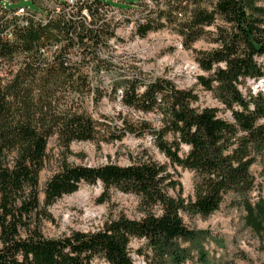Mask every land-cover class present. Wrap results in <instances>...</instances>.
<instances>
[{"label":"trees","instance_id":"1","mask_svg":"<svg viewBox=\"0 0 264 264\" xmlns=\"http://www.w3.org/2000/svg\"><path fill=\"white\" fill-rule=\"evenodd\" d=\"M152 2L154 9L137 20L136 34L144 37L169 28L186 48L208 36L215 46L195 51L202 71L196 83L213 94L230 118L219 116L218 107L195 105L198 94L193 88H180L163 76L112 83L110 93L116 95L119 89L127 109L119 113V125L89 112V97L95 104L101 89L88 71L110 69L102 63L99 48L114 36L99 9L132 3L141 7L140 0H77L68 11L62 2L60 12L45 25L30 21L14 28L11 37L2 35L9 24L0 20V64L11 66L19 59L9 77L0 76V264H136L132 239L144 240V248L136 252L144 255L145 264H186L195 255L205 264L208 232L188 227L183 216L208 217L230 193L239 197L245 223L264 231V203L253 206L250 201L256 186L252 166L264 159V93L247 85L249 79L264 77V4ZM83 8L90 16L87 22L81 17ZM209 26L214 30H206ZM52 44H59L53 57H43L39 48ZM73 52L81 59L71 60ZM130 110L152 113L157 125L133 119ZM126 134L151 135L170 164L193 171L192 195H171L170 189L181 188L178 179L166 164L143 155L126 165H73L64 160L45 182L40 199L39 173L51 137L67 151L74 141L112 142ZM182 145L187 146L185 153ZM81 182L102 185L99 203L110 198L112 189L136 195L141 216L122 213L92 229L44 235L42 221L52 220L49 206Z\"/></svg>","mask_w":264,"mask_h":264},{"label":"rangeland","instance_id":"2","mask_svg":"<svg viewBox=\"0 0 264 264\" xmlns=\"http://www.w3.org/2000/svg\"><path fill=\"white\" fill-rule=\"evenodd\" d=\"M140 1L143 4L141 7L137 3H132L124 8L109 5L102 9L103 15H107V20L114 29V36L108 39L106 45L99 48V56L104 59L102 63L108 65L110 69L88 71L89 77L96 81L94 85H99L101 89L95 104L91 100L92 96L89 97V112L96 117L104 114L114 120V125H119V113L124 114L127 109L121 102L119 89L116 95L110 93L112 83L123 78L139 76L148 80L163 76L171 79L180 88H193L198 94L195 105L218 107V115L229 119L230 112L223 109L210 91L196 83V75L202 71L195 60V51L210 49L215 43L208 36H204L190 48H186L180 36L169 28L150 31L144 37L138 36L135 32L137 20L142 14L154 9L152 0ZM260 2L264 4V0ZM24 4L30 5L32 9L37 8L31 1ZM206 30L213 31L214 27L209 26ZM70 59L78 61L81 56L73 52ZM17 60L12 61L11 66L0 64V76L9 77V71L17 67L15 64ZM247 85L255 91L262 90L264 93V77L257 81L249 79ZM246 87L240 85L242 91H247ZM130 116L135 120L143 118L156 125L158 123L152 113L144 115L130 110ZM181 147V153H185L187 146ZM143 155L166 164L168 171L178 179L181 188L170 189L171 195L181 194L185 198L192 195L193 171L170 164L166 156L153 145L151 135L126 134L121 140L112 142L74 141L67 151L59 145L54 136L51 137L47 147V162L39 173L40 199L43 198L45 182L64 160L73 165L96 166L107 162L126 165ZM252 172L256 186L250 193V201L255 206L257 203H264L263 158H258L254 163ZM101 192L102 185L99 182L93 184L81 182L76 191L58 198L48 208L52 220H44L41 223L43 234L57 237L72 230L92 229L100 226L107 217L122 213L131 218L141 216L136 195L112 189L110 198L99 203L97 199ZM245 215L246 211L239 197L230 193L220 207L208 217L183 216L188 227L208 232V237L204 241L207 251L205 264H264V231L259 232L253 226L251 229L245 223ZM144 246L143 239H132L130 242V253L136 264H145L144 255L136 252ZM202 262L195 255L194 259L186 264H204Z\"/></svg>","mask_w":264,"mask_h":264},{"label":"built area","instance_id":"3","mask_svg":"<svg viewBox=\"0 0 264 264\" xmlns=\"http://www.w3.org/2000/svg\"><path fill=\"white\" fill-rule=\"evenodd\" d=\"M33 2L37 5L36 9H32L30 5L24 3ZM66 3L65 11H68L70 6L77 3V0H0V20L9 24L8 28L2 35L7 34L11 37L12 31L17 27H25L30 21L35 24L45 25L54 14L60 12V3ZM102 12V9H99ZM80 17V16H79ZM78 17V18H79ZM81 17L87 22L90 16L86 8L81 11ZM70 18L74 19L75 17ZM59 47V44H52L49 47L39 48L40 54L51 59L54 51Z\"/></svg>","mask_w":264,"mask_h":264}]
</instances>
